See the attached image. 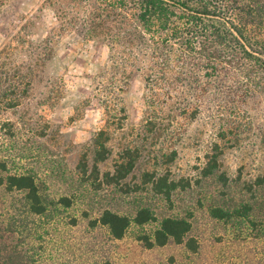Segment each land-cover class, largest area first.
<instances>
[{
    "label": "trees",
    "instance_id": "16d2710c",
    "mask_svg": "<svg viewBox=\"0 0 264 264\" xmlns=\"http://www.w3.org/2000/svg\"><path fill=\"white\" fill-rule=\"evenodd\" d=\"M27 1L0 0V22L15 30L32 29L35 21L26 19L22 7ZM39 1L55 20L33 52L43 64L63 36L107 46V60L93 78L104 118L72 171L57 160H44L38 167L50 165L49 170L39 178L32 167L18 170L0 156V264H37L42 256L48 257L46 264H67L76 243L54 221L62 211H74L77 202L86 206L79 220L87 228L105 227L120 241L131 226L137 227L136 239L146 249L174 246L186 256L198 253L204 243L193 228L200 212L231 230L249 228L264 239V0ZM17 41L25 42L21 36ZM135 74L143 78L150 111L144 126L163 145L166 125L208 118L213 135L193 178L170 173L174 146L158 148L164 171L145 170L131 185L126 179L142 157L139 146H125L110 169H101L113 154L111 131L126 119L120 92ZM24 75L7 61L0 64V96L6 106L18 105L28 94L30 82H20ZM11 126L2 122L0 132ZM228 152L242 159L231 172L222 164ZM53 179L60 184L51 196ZM104 188L116 193L107 204L96 197ZM141 192L152 202L136 199ZM124 197L136 199L129 211L120 207L122 201L130 203ZM156 199L165 207H157ZM179 201H185L181 210ZM79 220L72 215L68 229ZM147 224L151 231L143 230ZM75 259L76 264H94L88 256Z\"/></svg>",
    "mask_w": 264,
    "mask_h": 264
},
{
    "label": "rangeland",
    "instance_id": "374dc122",
    "mask_svg": "<svg viewBox=\"0 0 264 264\" xmlns=\"http://www.w3.org/2000/svg\"><path fill=\"white\" fill-rule=\"evenodd\" d=\"M22 4H25L22 7L26 11V19L34 20L35 26L26 32L0 22V64L7 61L25 74L20 82L24 85L29 81L30 89L14 107L6 106L0 96V124L6 121L12 124L10 131L5 128L0 132V156L15 162L18 170L32 167L39 178H44L46 170H49L45 168L50 165L39 168V163L57 160L67 171L74 170L81 152L102 126L104 114L94 96L93 78L105 64L108 49L99 40L63 36L53 45V57L43 64L33 52L39 49L36 47L39 40L54 24V16L47 7L41 6L39 0ZM19 36L24 38V43L17 41ZM144 94L142 76L133 75L120 92L126 107V119L120 129H112L110 144L113 154L101 163V169H110L118 152L125 146H139L143 150L142 157L126 179L131 185L139 182L145 170L155 168L164 171L165 165L159 166L164 158L158 157V148L174 146L177 155L168 167L170 173L177 178H193L204 162L202 155L208 146L207 140L213 135L208 118L202 115L194 122L180 119L166 125L167 131L163 134L167 139L163 145L161 137L156 132L150 133L144 126V120L150 113ZM174 100L177 98L169 102ZM241 162V157L234 152L226 153L222 160L229 172L238 168ZM52 182L54 186L49 188V193L54 196L60 181L53 179ZM145 192L135 193V198L152 202ZM114 195L116 193L112 190L104 188L96 197L102 199V204H107ZM135 198L124 197L130 203L122 201L120 207L125 211L131 210ZM154 202L159 208L165 207L161 200ZM184 203L179 201L176 208L183 209ZM74 207V211H62L61 217L54 221L57 228L66 230L67 236L76 243L67 264H76L75 258L80 259L81 255L93 259L94 264H171V257L174 258L172 264H264V239L255 237L249 228L244 232L231 230L228 225L210 220L201 212L195 218L193 235L204 244L198 253L186 256L182 249L174 246L146 249L136 239L137 231L141 229L133 226L125 238L113 240L105 227L98 225L90 229L84 220H79L81 209L86 207L84 203L77 202ZM72 215L78 217L79 223L68 229L66 223ZM152 227L147 224L143 230L148 232ZM47 261L48 257L42 256L37 264H46Z\"/></svg>",
    "mask_w": 264,
    "mask_h": 264
}]
</instances>
